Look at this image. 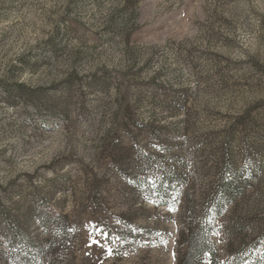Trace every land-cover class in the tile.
<instances>
[{"label": "rangeland", "instance_id": "obj_1", "mask_svg": "<svg viewBox=\"0 0 264 264\" xmlns=\"http://www.w3.org/2000/svg\"><path fill=\"white\" fill-rule=\"evenodd\" d=\"M222 173L264 264V0H0V264H177Z\"/></svg>", "mask_w": 264, "mask_h": 264}, {"label": "trees", "instance_id": "obj_2", "mask_svg": "<svg viewBox=\"0 0 264 264\" xmlns=\"http://www.w3.org/2000/svg\"><path fill=\"white\" fill-rule=\"evenodd\" d=\"M222 158L226 165L228 163L226 151L222 154ZM218 179V188L215 193L200 198V204H194L190 194L186 196L181 222H179L181 232L178 234L177 264H204L206 260L209 264H243V257L240 255L246 245V238L237 231L238 223L232 221L228 227L223 229V232L229 237L227 260L220 259L211 238L214 224L210 220L209 214L222 215L225 205L231 203L237 192L239 193L241 190L239 185L232 184L223 173ZM60 243L55 242L52 247H57ZM53 248L49 251V255L61 253L62 248L59 247L56 251ZM62 263L61 259L53 258L49 264Z\"/></svg>", "mask_w": 264, "mask_h": 264}]
</instances>
